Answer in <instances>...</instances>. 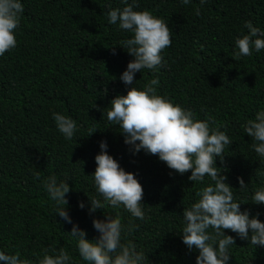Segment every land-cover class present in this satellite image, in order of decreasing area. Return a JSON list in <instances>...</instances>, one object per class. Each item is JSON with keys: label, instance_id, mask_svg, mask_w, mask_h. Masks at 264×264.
<instances>
[{"label": "trees", "instance_id": "obj_1", "mask_svg": "<svg viewBox=\"0 0 264 264\" xmlns=\"http://www.w3.org/2000/svg\"><path fill=\"white\" fill-rule=\"evenodd\" d=\"M21 2L17 46L0 56V250L18 251L22 259L38 264L45 249L51 254L52 247H63L72 264H87L69 234L74 225L94 240L99 236L94 218L119 212L125 224L133 219L123 206L89 214V196L100 198L92 174L100 143L106 141L108 153L134 173L144 189L146 218L133 219L139 227L127 239L138 251L143 249L147 264H196L199 250L183 243V213L210 179L191 181V171L181 175L156 155L143 149L134 153L119 127L107 121V109L103 113L112 99L133 86L143 89L156 76L158 94L191 110L196 119L213 118L212 127L220 126L230 137L232 144L225 147L223 162L217 157V166L226 169L241 210L253 217L259 214L264 222V204L252 201L255 191L264 188V158L252 149V138L243 128L264 110V49L234 56L236 38L248 33L245 21L264 31V0H191L187 5L181 0H137L135 10H150L169 24L172 44L162 52L166 64L156 73L137 72L136 85L120 79L134 57L119 42L132 33L108 23L106 16L110 8L123 9L122 0ZM197 8L200 15L195 14ZM55 112L77 122L71 141L58 131ZM92 128L97 131L89 136ZM49 176L69 180L72 223L55 211L43 185ZM240 177L248 184L243 192ZM225 234L236 241L229 264H264V246L250 245L230 230Z\"/></svg>", "mask_w": 264, "mask_h": 264}, {"label": "clouds", "instance_id": "obj_2", "mask_svg": "<svg viewBox=\"0 0 264 264\" xmlns=\"http://www.w3.org/2000/svg\"><path fill=\"white\" fill-rule=\"evenodd\" d=\"M122 2L126 5L123 9L110 8L106 16L108 23L132 33L131 38L119 42V46L134 57L120 79L126 85H136L137 72L148 69L156 73L166 64L162 52L172 44V30L162 17L155 16L150 10H135L138 8L137 0ZM190 2L181 0L184 5ZM200 3H207V0H200ZM23 12L21 0H0V56L17 46L16 31ZM195 14L200 15L199 8ZM244 26L248 33L236 38V59L251 56L253 48L257 52L264 49V31L250 20L245 21ZM113 54H116L115 46ZM159 83L156 76L143 89L131 87L126 95L111 100L110 105L103 109L104 116L107 109V121L119 127L125 135V143L134 146V153L143 149L156 155L181 175L191 171V181L203 183L206 177L210 179L207 186L196 192L199 199L184 209L183 243L189 249L199 250L196 264H229L232 257L230 247L236 245V241L232 235H226L225 230L236 233L242 240H250V245L264 246V222L258 218L259 214L253 217L248 210H241L242 203L236 200L234 188L227 182L226 169L217 166V157L223 162L225 147L232 144L227 133L221 131L220 126L212 127L213 118L196 119L191 110L158 94ZM53 119L58 131L71 141L78 131L77 122L59 112L53 113ZM243 128L252 138V149L264 158V110L258 111L254 119L247 120ZM96 131V128L89 129V136ZM100 149L95 157L97 167L92 174L100 198L89 196V214L99 209L106 212L107 207L119 210L123 206L133 219L143 221L146 214L142 184L134 173L122 168L108 153L106 141H101ZM34 178L39 179L40 173L35 172ZM238 179L239 190L246 191L248 184L242 177ZM43 185L54 202L57 215L72 223L67 210V194L72 190L69 180L58 182L56 176H49ZM252 201L264 204V188L255 191ZM79 207L84 209V202H80ZM133 219L125 224L119 212L115 216L106 213L105 219H93V227L99 233L96 239H87V232L78 225H74L69 234L76 241L79 256L87 264H147L148 257L143 249L138 251L137 245L127 239L139 227ZM0 262L34 264L32 260L22 259L18 251L6 254L3 250H0ZM38 264H72V257L65 248L57 250L52 247L51 254L48 249L44 250Z\"/></svg>", "mask_w": 264, "mask_h": 264}]
</instances>
